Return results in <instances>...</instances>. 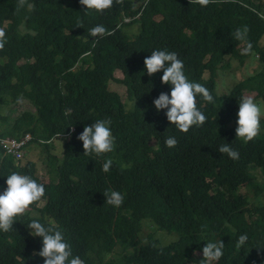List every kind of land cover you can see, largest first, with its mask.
I'll return each mask as SVG.
<instances>
[{
  "label": "trees",
  "instance_id": "trees-1",
  "mask_svg": "<svg viewBox=\"0 0 264 264\" xmlns=\"http://www.w3.org/2000/svg\"><path fill=\"white\" fill-rule=\"evenodd\" d=\"M17 3L0 0V29L7 38L0 50V136L30 133L47 150L55 139L64 147L48 182L35 161H16L0 147V192L12 171L45 186L44 197L17 217L13 229L0 231V264H43V257L33 256L42 238L26 227L33 218L63 230L85 264H201L206 242L219 240L224 255L211 264H264V203L252 204L240 191L241 186L255 195L264 191L251 172L255 166L264 173V130L249 142L236 137L235 128L215 131L236 116L242 96L252 93L264 101V0H216L206 7L189 0H123L103 12L86 9L79 0H28L32 8L19 11ZM134 23L139 30L130 35L127 27ZM97 25L112 34L91 37L89 30ZM243 26L261 66L229 92L216 94L220 65L251 56L241 55L247 41L233 36ZM157 49L177 53L189 80L213 95L214 102L205 105L197 97L207 117L203 126L181 132L166 110L156 111L153 100L171 91L161 83L162 71L147 75L144 59ZM88 55L97 61L90 73ZM111 81L125 85L136 106L111 90ZM7 106L11 113L3 115ZM107 118L114 151L85 155L78 134ZM169 136L178 141L173 148L165 145ZM223 144L239 158L221 154ZM108 158L113 164L105 173ZM110 190L124 195L120 207L105 203L103 193ZM145 218L176 233L177 240L161 245L150 234L143 242ZM243 234L248 239L237 247Z\"/></svg>",
  "mask_w": 264,
  "mask_h": 264
},
{
  "label": "clouds",
  "instance_id": "clouds-1",
  "mask_svg": "<svg viewBox=\"0 0 264 264\" xmlns=\"http://www.w3.org/2000/svg\"><path fill=\"white\" fill-rule=\"evenodd\" d=\"M123 0H79V3L86 6V9L103 12L110 9L114 4L122 3ZM216 0H189L190 4H198L202 7L215 3ZM32 5L28 0H18L17 11L21 8ZM264 19V16H261ZM127 19V18H126ZM125 19V20H126ZM130 21V20H129ZM249 29L247 26L237 28L233 36L238 41H247ZM112 33L103 25H97L89 30L91 37L111 35ZM7 43L6 33L0 29V50H3ZM253 45L250 41L241 50V55L252 53ZM144 65L148 76L162 71L160 77L162 84L171 85L170 94L160 92L158 97L153 100L157 112L166 110L165 115L170 124H174L181 132H188L193 126L200 127L206 122V115L197 107V97L200 96L204 101L213 103L214 97L209 89L197 82L190 81L184 72V62L178 58L177 53L166 49L153 50L150 56L145 57ZM239 110L236 137L244 142L254 140L260 133L261 116L264 109L252 96H242L239 100ZM136 106L130 105V107ZM111 119H99L85 125L83 131L78 134L77 139L83 142L85 155L95 154L97 156L110 153L115 149V136L111 130ZM74 131V129H73ZM69 133V137H70ZM178 141L175 137L169 136L165 140L168 148H173ZM221 154H227L229 158L235 160L239 158V153L229 144L218 147ZM3 157H0L2 160ZM113 160L108 158L102 165V170L107 173L110 171ZM7 187L0 192V231L9 232L13 229V224L18 216L25 214L26 210L34 203L40 201L45 195V186L37 182L30 175L12 171L7 175ZM106 197L105 203L114 207H120L124 202V195L116 190L103 193ZM35 215V214H34ZM26 227L29 234L33 237L42 238V247L33 256L43 257V264H85L79 256L74 255L72 246L65 239L63 230L55 225L42 223L39 218L30 219ZM248 237L247 234L240 235L237 247L243 246ZM225 243L222 240L216 242H206L202 249L203 259L201 264H211L219 261L224 255Z\"/></svg>",
  "mask_w": 264,
  "mask_h": 264
},
{
  "label": "rangeland",
  "instance_id": "rangeland-1",
  "mask_svg": "<svg viewBox=\"0 0 264 264\" xmlns=\"http://www.w3.org/2000/svg\"><path fill=\"white\" fill-rule=\"evenodd\" d=\"M138 30V24L136 23L131 24L127 27V31L130 35L136 34ZM243 61L244 62H242L238 58H227L220 65V69L217 74V86L214 90L216 94L221 95L229 92L238 81L255 73L257 70H259V67L261 66L260 59L255 54H251V56L246 57ZM84 62H86L87 70L90 73L94 69L97 61H93L88 55L84 56ZM116 76L122 77L121 71H116ZM109 88L118 92L121 95L122 99L126 101L128 105H132V103H129L127 99V90L125 85L120 84L116 81H111L109 83ZM247 96H252L254 100L261 105L262 109H264V101L262 99L258 98L255 94L252 93L247 94ZM198 104L205 105L206 101L201 98ZM25 109V107L20 108V111L17 110L16 112L12 113V115L15 116ZM1 113L3 115L11 113V111L9 110V106L5 107ZM237 120L238 116L236 114V116L232 120L227 122L225 126L217 128L215 129V131L217 133H220L230 128L236 129V127L238 126L236 123ZM261 121H263L261 129L264 130V114H262L261 116ZM63 142L64 141L60 139H55L53 142H51L52 145H50L49 150H47L40 143L31 141L25 149V155L21 162H26V160L35 161L38 166L39 175L45 182H48L50 179H54V175L57 170L56 167L62 157V151L64 147ZM151 143L153 144L154 140H152ZM251 172L257 177L258 181L263 186V171L259 167L252 166ZM240 191L243 194L247 195L252 204L264 203V191H262L259 195H255L253 188L247 189L245 186H241ZM40 204L42 205L43 202H41ZM143 225L144 227L141 232V237L143 242L145 243L148 241L150 234L157 238L160 241L161 245H168L173 241L177 240L176 233H171L166 230L159 229L157 225L152 222L149 218H145L143 220ZM200 256L201 253L199 251H196L193 255L194 258H198ZM191 264H195V260H193Z\"/></svg>",
  "mask_w": 264,
  "mask_h": 264
},
{
  "label": "built area",
  "instance_id": "built-area-1",
  "mask_svg": "<svg viewBox=\"0 0 264 264\" xmlns=\"http://www.w3.org/2000/svg\"><path fill=\"white\" fill-rule=\"evenodd\" d=\"M126 20H130L127 18ZM32 141V135L25 133L22 136H0V147L3 155L12 156L16 161H21L25 155V149Z\"/></svg>",
  "mask_w": 264,
  "mask_h": 264
}]
</instances>
